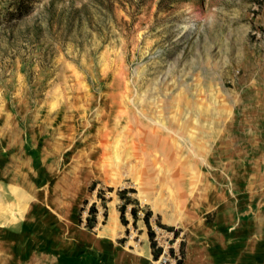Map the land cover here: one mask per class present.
Segmentation results:
<instances>
[{
    "label": "rangeland",
    "instance_id": "374dc122",
    "mask_svg": "<svg viewBox=\"0 0 264 264\" xmlns=\"http://www.w3.org/2000/svg\"><path fill=\"white\" fill-rule=\"evenodd\" d=\"M16 1L0 0V264H263L264 0H34L15 20ZM123 189L157 260L106 212L85 228V197Z\"/></svg>",
    "mask_w": 264,
    "mask_h": 264
},
{
    "label": "trees",
    "instance_id": "16d2710c",
    "mask_svg": "<svg viewBox=\"0 0 264 264\" xmlns=\"http://www.w3.org/2000/svg\"><path fill=\"white\" fill-rule=\"evenodd\" d=\"M33 1L34 0H18L16 2H14L13 6H12L13 9L8 13V16L11 19H15V20L22 18L23 16L28 14L29 11L31 10ZM88 191L92 192L93 189L89 188ZM129 191L133 192V190H129ZM108 192H112V189L108 188ZM100 193L101 192H99V194L97 195V198L103 202H106L107 200H105V198L100 196L101 195ZM126 193H127V190H125V189L119 191V199L121 201H123L122 204L120 205V207L118 208L119 220L123 226H127V221L125 220L124 213H125L126 206L130 204V202L128 200H126V198H124ZM96 213H97V210L95 208V205L93 204V205H91V207L88 210L89 217L86 219V222H85V228L86 229L92 230L95 227V225H96V218H95ZM136 213H137L136 209L132 208L131 209V215H132L134 221L137 219ZM150 216H151L150 211L145 212L144 217H143V222L147 228V235H148L153 259L157 260L159 258V256L162 254V248L157 247V244L154 240V232H153V230L149 224ZM159 227L166 229L167 231L173 232V229L171 227H165L162 225H159ZM91 251L92 250H88V253H92L97 258L99 257V255H96L94 251H92V252ZM169 254L171 257L174 255V252L172 249L169 250ZM78 261H79V264H86L87 258L85 255H81V257L79 258ZM176 264H182V259L177 260Z\"/></svg>",
    "mask_w": 264,
    "mask_h": 264
},
{
    "label": "crops",
    "instance_id": "0c3cea01",
    "mask_svg": "<svg viewBox=\"0 0 264 264\" xmlns=\"http://www.w3.org/2000/svg\"><path fill=\"white\" fill-rule=\"evenodd\" d=\"M88 197H85V199H88L89 205H93L94 204L95 208L97 210V213H96V216H95L96 222H99V220L101 218H104L103 217V213L104 212H106L107 218H109V216H110L112 211L114 212V214L116 212L117 218L119 219L118 208L121 205L120 202H119V199H116V198H113V197H109L108 200L104 203V206H103V205L99 204V202L97 201V195L96 194L89 193ZM114 201H115V203H113ZM132 208L136 209V211H137V213H136L137 219L135 221L133 220V217L131 215V209ZM111 209H113V210H111ZM124 217H125V220L127 221V226H123L120 223L123 226V230L121 232H118V237H121L122 235L126 234L127 232L129 234V232L132 229L136 228L135 230L139 234V238H140L141 244H143L144 239H146V241H147V251H148V254L151 257V254H150L151 253V248H150V243H149V239H148V235H147V228H146V226H145V224L143 222L144 213L139 210L138 206H134V205L129 204V205L126 206ZM150 218H151V216H150ZM150 218H149V220H150ZM119 222H120V220H119ZM149 224H150V222H149ZM108 232H110V231H108ZM98 242L100 243L101 241H98ZM93 251L95 252V250H93ZM95 254L99 255V254H97V252H95ZM247 259H249V261ZM247 259H246L245 262L237 263V264H254L253 255L247 257ZM140 263L144 264L141 259H140ZM147 264H148V262H147Z\"/></svg>",
    "mask_w": 264,
    "mask_h": 264
},
{
    "label": "bare ground",
    "instance_id": "6f19581e",
    "mask_svg": "<svg viewBox=\"0 0 264 264\" xmlns=\"http://www.w3.org/2000/svg\"><path fill=\"white\" fill-rule=\"evenodd\" d=\"M99 175V174H98ZM97 175V176H98ZM88 176L90 177V176H93V174L90 172V171H88ZM100 176V175H99ZM98 176V177H99ZM100 178V180H102L103 181V179L101 178V177H99ZM104 182V181H103ZM109 184H113V182H110ZM111 210H113V209H111ZM117 214H116V212H115V214H114V212L112 211L111 212V214H110V216H109V219H108V221H107V225L106 226H103V228H107L108 226H110L111 224H117ZM139 257V256H138Z\"/></svg>",
    "mask_w": 264,
    "mask_h": 264
}]
</instances>
